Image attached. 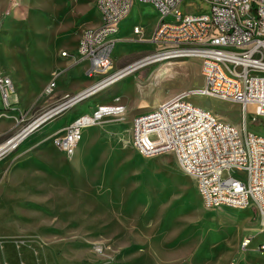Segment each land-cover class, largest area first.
I'll return each instance as SVG.
<instances>
[{
  "label": "rangeland",
  "instance_id": "obj_1",
  "mask_svg": "<svg viewBox=\"0 0 264 264\" xmlns=\"http://www.w3.org/2000/svg\"><path fill=\"white\" fill-rule=\"evenodd\" d=\"M2 10L0 23L17 27L0 25V73L11 79L15 95L14 109L0 107V125L5 124L0 145L19 130V115L27 125L95 82L86 75V66L79 79L62 68L48 76L52 64L76 57L73 35L57 36L67 24L60 0H8ZM30 10H35L36 22L28 27L23 24ZM180 10L206 14L209 6L184 0ZM92 15L98 24L99 14ZM159 19L154 9L133 5L114 36L111 74L158 50L145 39ZM135 25L142 29L139 36L131 32ZM45 49L49 61L44 63ZM61 50L67 59L60 58ZM170 62L175 63L166 66L170 75L154 76L166 62L135 70L43 126L0 161L7 169L0 187V264H264V251L258 250L264 244V225L253 209L205 207L193 179L172 154L143 158L131 145V120L140 114L134 112L137 103L155 107L204 84L199 60ZM50 82L55 88L47 96L43 90ZM190 101L212 109L222 122L241 124L235 103L199 96ZM98 103L125 111L85 129L75 155L64 156L50 136ZM255 112L256 107L247 108V129L264 137V120L250 121ZM244 238H251L247 248L242 247Z\"/></svg>",
  "mask_w": 264,
  "mask_h": 264
},
{
  "label": "built area",
  "instance_id": "obj_2",
  "mask_svg": "<svg viewBox=\"0 0 264 264\" xmlns=\"http://www.w3.org/2000/svg\"><path fill=\"white\" fill-rule=\"evenodd\" d=\"M183 1L96 0L101 24L82 32L76 50L77 63L86 65V75L94 84L66 97L27 125L19 115L15 122L19 130L0 145V161L46 124L133 73L135 70L130 69L135 65L197 59L204 80L202 88L180 92L135 115L131 120V145L143 158L172 154L176 165L193 179L205 207L253 209L264 225V137L247 129L249 106L256 107L252 123L264 120V0H202L209 6L206 14L181 11ZM134 3L152 7L160 17L150 41L158 50L111 74L114 36ZM132 34L139 36L142 29L135 25ZM61 55L67 56L65 52ZM54 88V82H50L43 92L48 96ZM192 96L239 105L240 126L218 120L210 111L194 105ZM0 101L5 112L14 109L13 83L2 73ZM123 111L122 106L99 104L49 139L64 156L72 157L85 129ZM224 172L226 178L222 177ZM250 243L251 238H244L242 247ZM258 250L264 251V244Z\"/></svg>",
  "mask_w": 264,
  "mask_h": 264
},
{
  "label": "crops",
  "instance_id": "obj_3",
  "mask_svg": "<svg viewBox=\"0 0 264 264\" xmlns=\"http://www.w3.org/2000/svg\"><path fill=\"white\" fill-rule=\"evenodd\" d=\"M95 1L96 0H60V2L62 4L63 12H64V14L66 16L67 24L66 25L62 24V26H66V27L65 28L62 27V29L60 30V32H59V34L57 36L62 35V33L72 34L73 35L72 44H73V47L75 48V47H77V43H78V41L80 39V36H81L83 31H85L87 29H93V28L99 27L100 24H101L100 17H99L100 22L98 24H95V25H94V19L92 17L93 13H95V12L98 13L97 10H96V7H95ZM7 2H8V0H0V22H1V20H4V18H5L4 17L5 14H4L2 9L4 8V6L6 5ZM134 4H137V3H134ZM137 5L141 6V7H145V8L148 7V8L153 9L152 7L147 6V5H139V4H137ZM35 6H36L35 2H33L31 4L32 9H34ZM1 10H2V12H1ZM34 12H35V10H33V12L30 10V14L32 13V15H30V18L28 19L27 23L23 24L24 26L27 25L28 27H30L36 22V19L34 17ZM130 12H131V10H130ZM129 14H128V16H129ZM128 16L119 24L118 33H119L121 25L124 24L127 21ZM0 25L5 26V27L9 26V28L17 27L16 24L14 25V23L6 22V21H3V23H0ZM152 32L150 34V37L145 39L146 41H149V40L151 41ZM47 52H48V50H46V49L42 51V58H43V62L44 63L49 61V58L47 57L48 56ZM61 53H63L62 50L60 51V54ZM65 53L67 54V52H65ZM60 56H61L60 58H62V55H60ZM67 56H68V54H67ZM67 56L63 57V59H67ZM77 60H78V58L76 56V57H72L71 59L67 60L65 63H63V65L54 66L52 64L50 66V69H49V72H48V74H49L48 76H50V75L51 76H56L58 74L57 71L60 68H62L63 70L66 71V75L74 76L75 79L81 78L82 77L81 68L83 66H86V65L77 63ZM180 64H182V63H178V65H180ZM163 68L165 69L166 65H164ZM84 89H82V90H80L78 92H75L74 94H77V93L83 91ZM119 100H120V98H119ZM118 102L120 103L121 100L118 101ZM99 104L110 105V103H98L97 105H99ZM1 106L2 105H1V102H0V107ZM124 106L126 107V105H124ZM148 107H149L148 110L154 108L151 105L149 106L147 102L142 100L141 102L136 104V106L134 108H137V109H134V112L140 111L139 113L141 114L143 112L148 111V110H145ZM75 118L76 117H74V119ZM4 126H5L4 123L1 124L0 125V129H3ZM3 134L4 133L0 132V136L3 135ZM3 166L4 165H0V187L4 184V181H5L6 177H7V169L5 167L3 168Z\"/></svg>",
  "mask_w": 264,
  "mask_h": 264
},
{
  "label": "bare ground",
  "instance_id": "obj_4",
  "mask_svg": "<svg viewBox=\"0 0 264 264\" xmlns=\"http://www.w3.org/2000/svg\"><path fill=\"white\" fill-rule=\"evenodd\" d=\"M0 56H1V54H0ZM150 60V59H149ZM149 60H148V62H149ZM152 60H150V62H151ZM175 63H172V62H166L164 65H166V66H170V65H174ZM163 65V66H164ZM178 65V64H177ZM143 67H146V66H144L143 64H140V65H135L134 67H132L130 70H138V69H140V68H143ZM161 66H159L158 68H157V70H156V73H155V75L154 76H156V78L157 77H161L162 75H166L168 72H170L169 70H168V68H163V67H161ZM171 67V66H170ZM171 70V69H170ZM129 71V69L127 70V71H123V72H121L122 74H120L119 76H117V77H115V79H117L118 77H121L123 74H126L127 72ZM188 74H189V72H187ZM169 75H170V73H168ZM167 74V75H168ZM166 77H168V76H166ZM172 77V76H171ZM153 78V77H152ZM115 79H113V80H115ZM125 111V110H124ZM208 111H213L212 109L210 110H208ZM114 116L115 115H117V114H113ZM113 115H111V116H113ZM156 157V156H155ZM151 158H153V157H151ZM159 159H160V157H159ZM182 171V170H181ZM183 172V171H182ZM174 173V172H173ZM184 173V172H183ZM172 174V173H171ZM185 174V173H184ZM174 175H176L177 176V174H175L174 173ZM186 175V174H185ZM187 176V175H186ZM262 232H264V231H262Z\"/></svg>",
  "mask_w": 264,
  "mask_h": 264
}]
</instances>
